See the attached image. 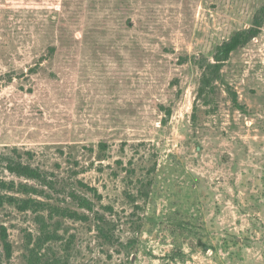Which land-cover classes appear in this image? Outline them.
Returning a JSON list of instances; mask_svg holds the SVG:
<instances>
[{
  "label": "rangeland",
  "instance_id": "1",
  "mask_svg": "<svg viewBox=\"0 0 264 264\" xmlns=\"http://www.w3.org/2000/svg\"><path fill=\"white\" fill-rule=\"evenodd\" d=\"M1 227L0 264H264V0H0Z\"/></svg>",
  "mask_w": 264,
  "mask_h": 264
},
{
  "label": "trees",
  "instance_id": "2",
  "mask_svg": "<svg viewBox=\"0 0 264 264\" xmlns=\"http://www.w3.org/2000/svg\"><path fill=\"white\" fill-rule=\"evenodd\" d=\"M260 22L254 21L253 26L238 31L236 32L235 35H233L230 39L222 42L220 45L217 46L216 51L213 55V60L212 63L208 65V68L211 73L215 75H220L221 68L224 66L226 61L229 58V55L231 54L232 51H234L237 47L240 45L246 44L249 42L253 37L257 36L260 27H261ZM204 81L208 84L209 79H204ZM9 170L13 173H15L17 176L24 177L26 179H31L39 182L42 185H49L46 179V175L43 171L39 170L37 167L31 166L30 164H25L22 162H17L11 166H9ZM51 185V182H50ZM84 185V184H83ZM27 189V188H25ZM29 189H34L30 187ZM72 198L77 201H79V205L87 209L89 212H92L94 214L95 219L98 221L102 222L103 218L101 214L94 208V204L91 200L87 199L86 197H79L75 193H71ZM13 200L12 197H9V202ZM2 203V201H1ZM57 211V208L55 209ZM64 210H69L68 208H64ZM72 211V210H70ZM75 214H77L76 211H74ZM78 215V214H77ZM98 229H102L100 225L98 224ZM103 231V230H102ZM0 239L4 248V252L6 254V257L9 258L11 254V249H10V243L7 240V234L6 230L4 227H1L0 229ZM30 264H37L36 261L30 263Z\"/></svg>",
  "mask_w": 264,
  "mask_h": 264
}]
</instances>
